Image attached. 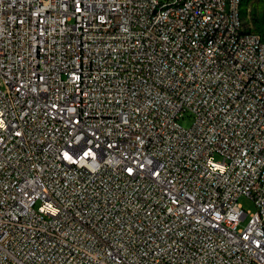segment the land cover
Returning a JSON list of instances; mask_svg holds the SVG:
<instances>
[{
  "label": "built area",
  "instance_id": "obj_1",
  "mask_svg": "<svg viewBox=\"0 0 264 264\" xmlns=\"http://www.w3.org/2000/svg\"><path fill=\"white\" fill-rule=\"evenodd\" d=\"M221 5L0 0V264H264V39Z\"/></svg>",
  "mask_w": 264,
  "mask_h": 264
},
{
  "label": "rangeland",
  "instance_id": "obj_2",
  "mask_svg": "<svg viewBox=\"0 0 264 264\" xmlns=\"http://www.w3.org/2000/svg\"><path fill=\"white\" fill-rule=\"evenodd\" d=\"M241 13L245 25L264 39V0H242ZM178 122L183 128H189L193 123V116L185 113ZM238 203L248 213L255 210L253 202L248 198L241 197Z\"/></svg>",
  "mask_w": 264,
  "mask_h": 264
},
{
  "label": "bare ground",
  "instance_id": "obj_3",
  "mask_svg": "<svg viewBox=\"0 0 264 264\" xmlns=\"http://www.w3.org/2000/svg\"><path fill=\"white\" fill-rule=\"evenodd\" d=\"M208 2H217V0H208ZM242 0H222L221 12H230L233 10L234 14L241 13ZM198 8H205V0H198ZM177 3L176 2H165L164 11H176ZM223 42H232V33H224ZM220 50V43L211 44V52H218Z\"/></svg>",
  "mask_w": 264,
  "mask_h": 264
}]
</instances>
